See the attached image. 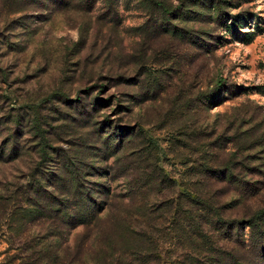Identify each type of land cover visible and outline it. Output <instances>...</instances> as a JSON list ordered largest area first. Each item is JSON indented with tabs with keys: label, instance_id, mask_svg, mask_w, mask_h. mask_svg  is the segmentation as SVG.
Masks as SVG:
<instances>
[{
	"label": "rangeland",
	"instance_id": "rangeland-1",
	"mask_svg": "<svg viewBox=\"0 0 264 264\" xmlns=\"http://www.w3.org/2000/svg\"><path fill=\"white\" fill-rule=\"evenodd\" d=\"M6 142L0 262L22 254L12 200L35 173L54 210L62 193L113 206L138 184L148 211L180 201L217 241L198 264H264L246 226L264 235V0H0ZM87 233L71 230V252Z\"/></svg>",
	"mask_w": 264,
	"mask_h": 264
},
{
	"label": "trees",
	"instance_id": "trees-1",
	"mask_svg": "<svg viewBox=\"0 0 264 264\" xmlns=\"http://www.w3.org/2000/svg\"><path fill=\"white\" fill-rule=\"evenodd\" d=\"M16 155L15 144L9 147L4 143L0 149V165L15 160ZM34 175L29 185L16 192L12 200L17 206L11 213V221L17 223L18 228L13 230L20 235L18 245L22 254H14L0 264H166L162 252L165 243L188 249L187 264H198L196 259L204 252L212 255L218 251L217 241L208 236L201 223H192L191 214L184 211L180 201L171 200L168 210L157 215L153 208L147 210L148 202L140 186L135 184L130 187L133 191L127 198H120L113 206L95 202L86 191H74L71 195L74 202L68 203L71 196L62 193L55 200L59 202L54 210L53 201L41 193L52 184L46 185ZM77 185H70L69 189L78 190ZM200 203H204V198ZM256 224L249 220L246 226L251 227V241L260 246L264 235L259 233ZM78 225H84L88 233L78 242V249L71 252L68 236ZM243 243L240 240L242 248ZM174 251V248L171 253L168 251L170 256ZM243 259L232 255L231 264H244Z\"/></svg>",
	"mask_w": 264,
	"mask_h": 264
}]
</instances>
